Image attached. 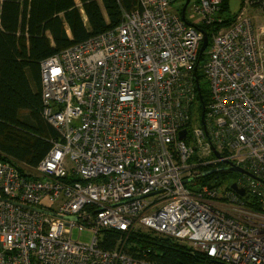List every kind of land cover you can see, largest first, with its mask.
Here are the masks:
<instances>
[{"label": "built area", "instance_id": "1", "mask_svg": "<svg viewBox=\"0 0 264 264\" xmlns=\"http://www.w3.org/2000/svg\"><path fill=\"white\" fill-rule=\"evenodd\" d=\"M172 2L138 0L116 27L41 62L40 114L58 139L24 174L0 160V264H159L125 252L137 230L184 241L211 264H264L261 212L200 181L231 161L264 212V21L240 11L211 33L195 124L201 26L220 22L221 0H188L189 19ZM107 232L120 234L113 249L100 245Z\"/></svg>", "mask_w": 264, "mask_h": 264}, {"label": "trees", "instance_id": "2", "mask_svg": "<svg viewBox=\"0 0 264 264\" xmlns=\"http://www.w3.org/2000/svg\"><path fill=\"white\" fill-rule=\"evenodd\" d=\"M247 2L264 10V0H241V8ZM138 4V0H0V160H12L24 174L50 149V141L58 139L55 128L40 114L41 62L116 27L122 21L123 12L135 9ZM237 14H229V0H221L220 22L201 26L209 41L213 31L229 26ZM203 55L196 63L195 82L201 89V98L197 97L192 113L195 124L202 109L206 110L208 100L207 91L202 87L200 60ZM194 158L197 159V154ZM212 168L205 167L204 172ZM225 173L215 171L200 181L218 180L215 185L223 184ZM242 198L246 207L262 212L255 197L247 194ZM103 235L100 245L105 249L115 248L120 234ZM174 240L152 231L137 230L128 235L124 250L131 256L159 264L213 263L203 253Z\"/></svg>", "mask_w": 264, "mask_h": 264}, {"label": "rangeland", "instance_id": "3", "mask_svg": "<svg viewBox=\"0 0 264 264\" xmlns=\"http://www.w3.org/2000/svg\"><path fill=\"white\" fill-rule=\"evenodd\" d=\"M184 0H173L172 2V9H178L181 4H183ZM244 7L241 8V0H229V14L231 13H239L240 11H243V14L245 17H248L250 19V21H252L253 23L255 22V25H258L259 23L264 21V10L260 9V8H256V7H252L246 3H244ZM190 14H191V7L188 5L185 11V16L187 19L190 18ZM258 34H262L264 35V28L259 29L257 28ZM263 30V31H262ZM262 31V32H261ZM261 35V36H262ZM259 45H260V50L262 53V57H263V64H264V41H259ZM204 55L202 57V59L200 60V69H201V65L204 62ZM202 87L208 91V84L207 82H205V80L202 81ZM190 132L188 133V137L187 139H190ZM192 161H195V158L192 159ZM224 166V165H222ZM245 175H242L238 172H233V171H226V173L223 176L222 179V185L221 188H225L226 186H230L231 183H233L234 181H238L239 179H244ZM248 208V207H246ZM231 215L238 217V218H243L244 215L248 214L244 211L241 210H237L235 212H230ZM261 215L264 216V212L260 213ZM80 239L81 241H90L91 239V234L89 232H81L80 235L78 236V233L76 230L73 231V239ZM175 242H178V244H187L184 241H180L179 239H175Z\"/></svg>", "mask_w": 264, "mask_h": 264}, {"label": "water", "instance_id": "4", "mask_svg": "<svg viewBox=\"0 0 264 264\" xmlns=\"http://www.w3.org/2000/svg\"><path fill=\"white\" fill-rule=\"evenodd\" d=\"M188 5V0H184V3L182 5V8H181V16H182V19H185V10H186V7ZM202 31V43H201V46H200V49H199V57H201L202 53L204 52L205 48L207 47L208 45V36L206 34V32L204 30H201ZM197 68H195V71H196ZM196 88H197V91H198V95L199 97H201V91H200V88H199V85L197 84L196 85ZM204 108L202 109L201 111V115H200V121L201 123L203 124L204 123ZM186 135V130L183 129L179 132V137L180 138H184ZM213 153L214 155L217 157V158H220V153L216 150L213 149ZM224 163H226L225 166H221V167H216V168H212L206 172H204V175H208V174H211L215 171H223V170H229V171H234V172H239V173H243V174H247V175H250L246 170H244L243 168H241L240 166H237L235 164H233L231 161H225L224 160ZM251 176V175H250ZM230 188L235 192L237 193L238 195L244 197L245 194H246V191L244 188L242 187H238L237 183L236 182H233L231 183L230 185ZM73 218H76V217H73Z\"/></svg>", "mask_w": 264, "mask_h": 264}, {"label": "crops", "instance_id": "5", "mask_svg": "<svg viewBox=\"0 0 264 264\" xmlns=\"http://www.w3.org/2000/svg\"><path fill=\"white\" fill-rule=\"evenodd\" d=\"M258 34V41H264V35Z\"/></svg>", "mask_w": 264, "mask_h": 264}, {"label": "clouds", "instance_id": "6", "mask_svg": "<svg viewBox=\"0 0 264 264\" xmlns=\"http://www.w3.org/2000/svg\"><path fill=\"white\" fill-rule=\"evenodd\" d=\"M218 167H221V166H218ZM216 168V167H215ZM224 171H229V170H224ZM241 174H243V173H241ZM234 182H236V181H234ZM237 183V182H236ZM238 185V187H240V185L239 184H237ZM230 187V186H229ZM243 188V187H242ZM231 189V188H230ZM246 196V195H245Z\"/></svg>", "mask_w": 264, "mask_h": 264}, {"label": "flooded vegetation", "instance_id": "7", "mask_svg": "<svg viewBox=\"0 0 264 264\" xmlns=\"http://www.w3.org/2000/svg\"><path fill=\"white\" fill-rule=\"evenodd\" d=\"M225 165L224 163H221L219 166ZM234 172V171H233ZM239 173V172H238ZM241 174V173H240Z\"/></svg>", "mask_w": 264, "mask_h": 264}]
</instances>
